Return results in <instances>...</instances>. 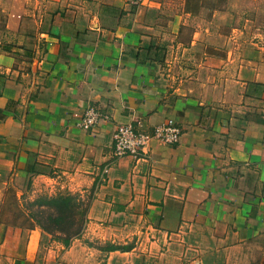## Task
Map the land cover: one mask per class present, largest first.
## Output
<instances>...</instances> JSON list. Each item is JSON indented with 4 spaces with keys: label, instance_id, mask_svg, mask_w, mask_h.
<instances>
[{
    "label": "crops",
    "instance_id": "obj_1",
    "mask_svg": "<svg viewBox=\"0 0 264 264\" xmlns=\"http://www.w3.org/2000/svg\"><path fill=\"white\" fill-rule=\"evenodd\" d=\"M85 1L40 21L30 35L22 33L24 1L12 0L7 11L11 37L0 40V264H46L39 249L43 235L52 236L25 201L59 193L87 198L88 235L104 224L110 233L149 234L161 244L193 236L237 249L264 238L257 79L235 87L239 101L219 83L196 86L173 73L176 61L159 45H147L145 6ZM89 106L104 118L84 130L76 122ZM168 118L182 129L178 142L151 140L145 159L114 158L118 125L152 129ZM50 239L48 253L79 241L64 247Z\"/></svg>",
    "mask_w": 264,
    "mask_h": 264
},
{
    "label": "rangeland",
    "instance_id": "obj_2",
    "mask_svg": "<svg viewBox=\"0 0 264 264\" xmlns=\"http://www.w3.org/2000/svg\"><path fill=\"white\" fill-rule=\"evenodd\" d=\"M23 1L22 27L25 31L22 33L27 35L34 33L40 21L49 19L52 14L70 5H82V0ZM106 1L111 3L113 0ZM125 2L131 9L141 5L146 7L143 9V21L147 27V45H159L169 60L176 61V66L172 68L175 75H188L189 81L196 86L204 81L219 83L228 89L230 94L227 93V98L232 97L236 101L240 98L239 93H234L235 87L240 90L244 79L253 78L262 83L257 96L264 91V0ZM11 5L12 0H0V40L11 37L5 27ZM19 38L22 39V36ZM208 57L211 59L206 62ZM238 73L240 75L237 78ZM256 100L263 99L255 96L251 99L257 103ZM258 108L254 114L259 113ZM28 201H25L27 207L30 204ZM72 202L76 205V219L87 218V198L73 194ZM32 209H36V206L33 205ZM88 224L85 219L80 235L75 237L79 241L67 252L51 248L55 252L48 253L50 237L44 234L39 260L43 261L44 258L46 264H264V238L255 239L259 240L256 246L253 240L238 249L230 248L215 238L193 236L189 239L186 236L184 241H180L181 245L172 243L168 246L166 241L161 244L149 234H127L123 231L110 233L105 230L107 226L104 224L98 225V234L88 235ZM56 232L61 235V232ZM184 242L188 243L185 247ZM111 246L131 248L125 253L122 250L110 253L108 249Z\"/></svg>",
    "mask_w": 264,
    "mask_h": 264
},
{
    "label": "built area",
    "instance_id": "obj_3",
    "mask_svg": "<svg viewBox=\"0 0 264 264\" xmlns=\"http://www.w3.org/2000/svg\"><path fill=\"white\" fill-rule=\"evenodd\" d=\"M104 115L93 106L87 107L76 122L77 127L88 130L98 124ZM182 129L172 118L166 119L163 123L147 129L141 124L131 123L120 124L113 132L112 152L114 158L130 156L135 160L147 158V147L151 140L173 144L178 142ZM108 171V166L103 168V172Z\"/></svg>",
    "mask_w": 264,
    "mask_h": 264
},
{
    "label": "trees",
    "instance_id": "obj_4",
    "mask_svg": "<svg viewBox=\"0 0 264 264\" xmlns=\"http://www.w3.org/2000/svg\"><path fill=\"white\" fill-rule=\"evenodd\" d=\"M255 85L260 87L262 83L256 82ZM264 98V91L260 95ZM73 194L59 193L52 196L41 195L29 204V215L34 219L36 224L46 233L51 234L52 239L68 247L75 237L80 235L83 222L87 218L76 219V205L72 202ZM36 209H32V206ZM56 231L61 232L58 235ZM131 246L118 247L111 246L108 250L127 251Z\"/></svg>",
    "mask_w": 264,
    "mask_h": 264
}]
</instances>
